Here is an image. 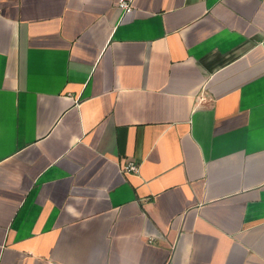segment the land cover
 Segmentation results:
<instances>
[{"label":"crops","instance_id":"0c3cea01","mask_svg":"<svg viewBox=\"0 0 264 264\" xmlns=\"http://www.w3.org/2000/svg\"><path fill=\"white\" fill-rule=\"evenodd\" d=\"M127 1L0 0V264H264V0Z\"/></svg>","mask_w":264,"mask_h":264},{"label":"built area","instance_id":"2783aa9c","mask_svg":"<svg viewBox=\"0 0 264 264\" xmlns=\"http://www.w3.org/2000/svg\"><path fill=\"white\" fill-rule=\"evenodd\" d=\"M118 6L129 11L131 9V4L127 0H118ZM139 164L134 160H129L127 163L122 166L124 172H138Z\"/></svg>","mask_w":264,"mask_h":264}]
</instances>
